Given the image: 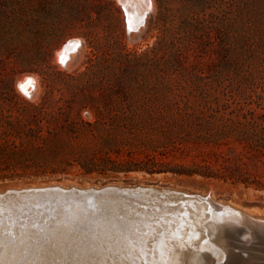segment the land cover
Masks as SVG:
<instances>
[{"label":"rangeland","instance_id":"1","mask_svg":"<svg viewBox=\"0 0 264 264\" xmlns=\"http://www.w3.org/2000/svg\"><path fill=\"white\" fill-rule=\"evenodd\" d=\"M151 3L144 21L128 30L118 0H0V189L156 186L209 194L264 218V148L254 144L264 141V0ZM72 39L80 44L64 65L58 52ZM27 76L34 81L32 100L16 90ZM97 107L124 111L117 121L134 133L121 127L118 140L149 152L191 140L209 120L219 135L220 160L263 187L171 172L103 177L74 168L20 176L13 142L25 141L27 153L30 127L58 129L77 114L94 121ZM185 146L186 159H196L199 151L190 141Z\"/></svg>","mask_w":264,"mask_h":264},{"label":"bare ground","instance_id":"2","mask_svg":"<svg viewBox=\"0 0 264 264\" xmlns=\"http://www.w3.org/2000/svg\"><path fill=\"white\" fill-rule=\"evenodd\" d=\"M151 5L129 0L127 25L138 27ZM79 44L68 40L59 61ZM90 186L0 189L2 264H264V219L209 194Z\"/></svg>","mask_w":264,"mask_h":264},{"label":"trees","instance_id":"3","mask_svg":"<svg viewBox=\"0 0 264 264\" xmlns=\"http://www.w3.org/2000/svg\"><path fill=\"white\" fill-rule=\"evenodd\" d=\"M94 114L97 116L94 121L85 120L77 114L76 118L58 129H51L48 125L45 128L43 123L30 127L26 141L27 153L21 148L25 141L13 142V154L17 156L18 162L15 167L21 170L20 176L70 173L74 168L83 175L103 177L130 172H171L263 187L262 183L244 176L240 166L228 165L220 160L219 152L215 150L219 135L209 120L199 125V129L205 131L191 140L180 139L170 143L167 151L154 149L149 152L118 140L121 127L134 133L131 127L120 125L117 121L126 114L124 111L97 107ZM261 128L264 129V123ZM189 141L200 153L196 159L185 157L188 151L185 142ZM254 144L264 148V141L255 140Z\"/></svg>","mask_w":264,"mask_h":264},{"label":"water","instance_id":"4","mask_svg":"<svg viewBox=\"0 0 264 264\" xmlns=\"http://www.w3.org/2000/svg\"><path fill=\"white\" fill-rule=\"evenodd\" d=\"M118 2L121 4L122 8L124 11H126V7L128 5V2L129 0H118ZM138 27H135V26H128V30H131V29H137ZM51 185H54L56 186L57 183H54V184H51ZM51 185H48V184H30V185H26V187H23V186H14V187H19V190H23V189H26V190H30V189H33V188H38V186H44V187H48V186H51ZM93 185L90 186V188L92 187ZM118 186L117 183H108V184H105V185H99V186H96V188L98 190H103L105 188H111V187H114L116 188ZM120 188H124V187H127V188H137L139 187L140 185H135V186H121L119 185ZM10 187V186H9ZM73 186H70V188H72ZM7 187H4L2 188L3 189V192H6L7 190H13V188H9V189H6ZM29 188V189H27ZM90 188H88L89 190H91ZM94 191V190H92ZM257 218H261V219H264L263 217H260V216H255ZM264 226V225H263Z\"/></svg>","mask_w":264,"mask_h":264},{"label":"clouds","instance_id":"5","mask_svg":"<svg viewBox=\"0 0 264 264\" xmlns=\"http://www.w3.org/2000/svg\"><path fill=\"white\" fill-rule=\"evenodd\" d=\"M32 81V84L34 83L33 78L31 76H27L26 82L17 81L16 83V90L19 94L24 96L25 99L32 100L34 97V93L32 91H29V85L27 84L28 81ZM31 84V85H32ZM21 86H24V88L27 89V93L22 89ZM83 115L89 119L92 118V113L89 110H84Z\"/></svg>","mask_w":264,"mask_h":264},{"label":"snow or ice","instance_id":"6","mask_svg":"<svg viewBox=\"0 0 264 264\" xmlns=\"http://www.w3.org/2000/svg\"><path fill=\"white\" fill-rule=\"evenodd\" d=\"M27 84L30 86L31 84H32V81H28L27 82ZM22 87V89L27 93V89L26 88H24V86H21ZM2 235H3V233L2 232H0V237H2ZM3 243V240L2 239H0V244H2ZM0 264H2V260H0ZM89 264H90V262H89Z\"/></svg>","mask_w":264,"mask_h":264}]
</instances>
